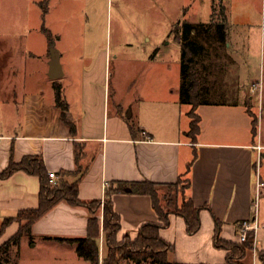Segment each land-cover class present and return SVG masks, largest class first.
<instances>
[{"label":"crops","instance_id":"0c3cea01","mask_svg":"<svg viewBox=\"0 0 264 264\" xmlns=\"http://www.w3.org/2000/svg\"><path fill=\"white\" fill-rule=\"evenodd\" d=\"M223 1L225 40L215 27H198L209 24L213 14L206 20H187L195 25L192 36L205 47L207 102L197 107L201 130L195 141L188 134L191 104L184 106L181 97L162 92L152 95L141 89L132 101L118 102V111L110 113L111 59L105 50L93 55L86 44L73 48L67 45V51L77 53L67 66L63 57L66 53L68 60V53L61 50L62 80L48 75L50 65L45 75H37L31 60L35 55L27 50L19 60L1 64L8 75L0 77V99L15 101L10 107L22 117L8 131H0V170L7 168L11 160L18 162L26 155L38 154L44 157L49 171L59 176L60 170L76 169L75 146L79 142L83 145L81 162L89 166L80 183L82 199L103 198L106 186L113 181L151 180L157 183L161 195H168L172 209L182 203L183 192L168 185L186 173L190 185L184 195L201 207V228L190 234L185 219L171 213L170 225L161 229V235L174 245L171 259L182 264H227L229 251L215 244L216 234L242 242L240 222L257 215L255 242L239 261L261 264L258 250L264 249V185L257 206L255 202L258 175L264 182V150L259 169L256 164V145H264V0ZM150 65L148 61L145 83L151 81ZM45 81L48 84L43 86ZM70 81L80 83L75 93L80 97L76 99L78 107L66 96ZM55 82L65 91V113L56 101ZM126 107H130L138 131H133L131 121L125 118ZM70 123L75 124V132ZM40 188L39 176L24 170L0 177V226L6 217L37 207ZM113 202L122 218L119 240L128 235L135 239L144 223L160 221L150 194L117 192ZM89 217L86 207L62 201L34 223L33 232L35 237H83L88 233ZM99 218L102 222V213ZM19 226L18 221L9 225L0 235V244ZM101 254L103 259L104 242ZM125 262L130 264L131 260L124 259L121 264Z\"/></svg>","mask_w":264,"mask_h":264},{"label":"rangeland","instance_id":"374dc122","mask_svg":"<svg viewBox=\"0 0 264 264\" xmlns=\"http://www.w3.org/2000/svg\"><path fill=\"white\" fill-rule=\"evenodd\" d=\"M223 7V0H0V77L8 75L1 64L19 60L27 50L35 55L32 69H38L39 76L46 74L51 54L46 28L60 50L61 61V50L67 51V45L86 44L93 55L105 50L111 59L110 113L118 111V102L132 101L141 89L147 94L162 92L180 99L182 48L175 39V29L188 19L206 20L212 14L213 19H220ZM67 53L69 58L65 53L63 62L68 66L77 52ZM200 58L203 69L204 52ZM148 61L151 81L145 83ZM81 75L78 72V77ZM47 84L45 81L43 86ZM66 85V96L78 107L76 99L80 97L75 93L80 83L70 81ZM62 92L64 98L63 87ZM12 105L15 101L0 99V131H8L22 117L13 112L16 108ZM130 111V107L123 111L129 121ZM8 258L5 264H92L78 255L77 244L50 236L35 237L34 241L24 238L21 245L12 247ZM130 264L139 263L131 260Z\"/></svg>","mask_w":264,"mask_h":264},{"label":"trees","instance_id":"16d2710c","mask_svg":"<svg viewBox=\"0 0 264 264\" xmlns=\"http://www.w3.org/2000/svg\"><path fill=\"white\" fill-rule=\"evenodd\" d=\"M225 7L221 10V18L215 21L199 24L202 30L207 26L215 27L219 32V37L226 39L227 17ZM45 28V27H44ZM195 25L185 20L182 26L175 29V39L181 45V66H182V95L181 103L191 104L189 115L191 116L189 136L193 141L198 137L201 130L200 115L197 107L206 103L204 97V69L200 68L201 56L205 47L201 45L191 34ZM49 39L52 35L48 29H44ZM202 53V54H201ZM201 54V55H200ZM57 104L63 109H68V103L63 98L62 85L54 84ZM251 113L252 110L249 108ZM71 130L76 131L74 123H70ZM133 131H138L137 124L131 119ZM253 130L257 132V119H253ZM82 144L79 142L75 146V157L77 166L75 170H60L57 179H53L47 168L42 155L29 154L21 161L11 160L9 166L0 170V177L7 178L14 172L24 170L36 174L40 178L41 188L39 194V205L35 208L23 209L15 217H6L0 226V235L4 234L7 227L18 221L20 226L17 231L0 244V264L8 261L9 253L13 246L21 245L24 238L34 241V223L49 212L58 203L65 201L73 206H84L88 209L90 217L88 222V233L83 237L55 236L53 238L67 243L77 244L78 255L92 264H121L124 259L133 260L139 264L151 261L156 264H182L174 261L170 257L174 245L168 242L162 235L161 229L170 225V215L175 213L181 215L190 234L197 233L201 228V207L197 206L191 197L184 195L185 190L190 185V180L185 174L179 180L168 185L183 192L182 203L175 208H170V198L161 195L156 182L151 180L143 181H113L105 188V196L85 200L79 195L80 183L86 175L89 166L81 162ZM117 192L144 193L150 194L153 198L154 207L160 215V221L144 223L138 233L137 238L132 239L129 235L119 240V232L122 227L121 215L115 210L113 195ZM166 199V200H165ZM102 213L103 221L99 218ZM253 231L250 232L246 241L237 242L220 238L218 233L215 236V244L218 247L227 249V264H242L239 259L247 254V250L253 247ZM103 239V240H102ZM104 242L106 254L102 259V243ZM258 257L261 264H264V249L258 250Z\"/></svg>","mask_w":264,"mask_h":264},{"label":"built area","instance_id":"2783aa9c","mask_svg":"<svg viewBox=\"0 0 264 264\" xmlns=\"http://www.w3.org/2000/svg\"><path fill=\"white\" fill-rule=\"evenodd\" d=\"M258 149V158H257V167L259 169V166L261 165L262 162V157H263V150H264V145L262 144H257L256 145ZM50 175L53 179L58 178V174L55 171H50ZM258 182H257V196H256V206L258 205L259 202V194H260V188L261 186L264 185V182L261 180L260 175H258ZM259 228L258 220H257V215H255V218L253 220L251 219H245L240 222L239 224V231H240V238L241 241H246L249 238V234L251 231H253V241L255 242L256 238V233Z\"/></svg>","mask_w":264,"mask_h":264},{"label":"water","instance_id":"95a60500","mask_svg":"<svg viewBox=\"0 0 264 264\" xmlns=\"http://www.w3.org/2000/svg\"><path fill=\"white\" fill-rule=\"evenodd\" d=\"M51 60L49 62L50 69L48 75L51 78H59L63 76V66L61 63V53L60 50L56 47V42L54 39L51 40Z\"/></svg>","mask_w":264,"mask_h":264}]
</instances>
